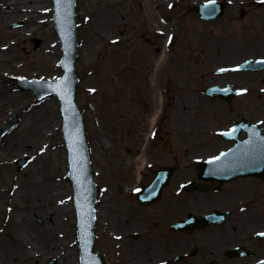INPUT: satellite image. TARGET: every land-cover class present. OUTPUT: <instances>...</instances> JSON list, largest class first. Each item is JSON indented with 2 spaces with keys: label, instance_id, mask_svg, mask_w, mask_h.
<instances>
[{
  "label": "rangeland",
  "instance_id": "obj_1",
  "mask_svg": "<svg viewBox=\"0 0 264 264\" xmlns=\"http://www.w3.org/2000/svg\"><path fill=\"white\" fill-rule=\"evenodd\" d=\"M48 1L49 5L46 8L50 9L45 14L46 21L43 27H48L53 37L55 53L50 57L49 63L54 67L56 77H58L61 74L58 65L61 51L51 21V0ZM84 1L75 0L78 42L75 61L78 76L76 102L83 116L86 141L91 153L95 181L98 185L97 238L94 248L101 254L106 242L109 246L113 245V238H107L110 234L104 232L106 229L103 223L106 216L104 209L115 210L112 206L113 200L127 196L123 192L119 193V185L125 183L129 186L135 182V174L131 172L128 165L132 164L133 156L145 150L158 154V157L165 156L166 158L168 150L200 149L202 142L197 140L199 134L193 124L202 118H208L214 119L218 122L216 126H219L234 116V113L228 114L225 106H222L218 99L206 98L202 91L203 86L229 83L233 87H245L247 80L252 76H255L252 78L255 83L260 80L261 74H258L257 78L256 74L250 75L245 71L220 75L214 71L217 67L261 55V47L264 45V29L258 28L260 23L256 15L260 9L264 10V6L261 7L251 0H218L226 3L223 15L215 20H203L191 10V5L207 0H162L158 6L153 5L150 0H139L140 5L126 7L129 20L135 16L137 21L139 18L145 20L149 17V13L153 14L158 22L166 23L168 27H171L165 32L167 38L172 35V42L167 45L150 43L148 39L142 37H138V40L131 38L126 43L112 42L111 39L114 40L119 36V25H117L112 26L113 28L110 26L109 38L105 41L96 40L95 47L87 49L81 28L83 18L81 8H85L82 7ZM90 1L91 3L85 9L88 13L89 10H94L93 14L97 9L104 10L103 6L94 9L101 0ZM103 1L111 3L113 10L117 9V4L120 2V0ZM108 10L106 9V12ZM241 11L244 12L243 16H240ZM15 23L19 25L14 26ZM191 25L197 26L196 29L200 33L211 36L222 34L224 39L221 41H215L213 38L201 39L198 42L189 41L190 31L187 27ZM8 28L22 29L24 23L21 19L13 20L8 24ZM28 31L29 29H26L16 42L11 43L5 50L6 54L14 56L15 60L21 62V68L16 70L12 78L0 76L1 85L13 84L17 89L18 85L14 79L21 75H29L27 66L34 64L45 54L44 36L38 31ZM245 32L250 35L257 34L259 39H254L255 41H252V38L243 39ZM34 38L40 40L37 48L32 42ZM51 60H55L56 63H52ZM159 62H161L160 70L158 69ZM19 92L26 94V104L36 102L29 91L24 92L19 89ZM2 95L3 92H0V97ZM49 100L57 104L55 99ZM245 101L244 96L234 99L233 103L235 109L238 108V115L247 116L243 106ZM54 111L59 120L58 109ZM13 112H0V117L4 115L0 125ZM157 112L159 114L156 115ZM20 120L17 116V125ZM44 141L50 142L52 146L56 144L60 151L64 152L59 125ZM209 141V145L215 149L225 146V143L216 135ZM20 156L23 155L17 154L13 157L9 155L11 172L9 173L10 184L7 186L10 189L14 184L25 181L29 176L27 168L32 163L31 160L23 170L16 169L15 160ZM65 169L56 172L54 180L59 183L60 192L57 196L61 199L60 206L62 205L66 211L59 216L66 221V230L56 227L54 231H50L52 234L44 233L45 227L55 222L54 212H51L47 218L36 212L30 215L36 229V237H33L32 244L33 242L36 244L34 248L39 252V256L34 261L35 264H47L50 260L58 264L55 256L48 252L44 253L50 251L58 239H63L64 244L73 252L75 251L76 260L74 262L73 259V262L79 264L71 190L64 178ZM106 202H109V205ZM1 219L2 213L0 212ZM132 244L131 240L128 241L129 246ZM109 259L113 262L114 258L110 255Z\"/></svg>",
  "mask_w": 264,
  "mask_h": 264
},
{
  "label": "bare ground",
  "instance_id": "obj_2",
  "mask_svg": "<svg viewBox=\"0 0 264 264\" xmlns=\"http://www.w3.org/2000/svg\"><path fill=\"white\" fill-rule=\"evenodd\" d=\"M251 1L261 7L264 6V0ZM150 2L158 6L162 0H150ZM90 3L91 1L85 0L82 5L85 8H81L82 37L87 49L95 47L96 40L105 41L109 38L110 26L117 25H119V36L116 41L119 42L126 43L131 38L138 40V37L146 38L150 43L169 42L165 38L164 31L170 30L171 27L158 22L153 14L149 13V17L145 20L139 18L137 21L136 16L129 20L126 7L140 5L139 0H120L116 10L111 8V3L101 0L94 9L103 6L109 10L106 12L105 8L101 11L97 9L95 14H93L94 10H89V13L85 11ZM47 5H49L48 0H0V76L13 77L16 70L21 68V62L15 60L14 56L6 54L5 50L11 43H15L26 29H29L28 32L38 31L45 38L43 43L45 54L34 64L27 66L29 75L26 76L30 78L37 75L42 78L55 76L54 67L49 63L50 57L55 53V45L51 31L48 27H43L46 21ZM256 16L260 23L258 28L263 30L264 10L260 9ZM17 19L23 21L24 28L18 30L8 28V24ZM190 30L189 41L224 39L222 34L211 36L200 33L192 27ZM258 37L257 34L250 35L246 32L242 36L243 39L252 38V41L259 39ZM51 62L55 63V60ZM160 64L161 62L158 64L159 70ZM0 92H3L0 97V112H17L21 119L20 123L4 137L2 146L0 145V212L2 213L0 264H35L34 261L39 256V252L34 248L36 244L34 242L32 244L33 237H36V229L31 213L36 212L47 218L51 212H54L55 222L45 227L46 234H52L50 231H54L56 227L66 230V221L59 217L66 211L62 205L60 206L61 199L57 196L60 192L59 183L54 180L56 172L65 168V152L62 153L56 144L52 146L50 142L44 141L59 125L54 111L58 109V105L51 100H45L30 106L26 104V94L17 91L13 85L4 86L0 83ZM3 118L4 115L0 117V121ZM17 154L28 155L32 163L27 168L28 178L14 184L10 189L7 186L10 184L9 173L11 172L9 155L13 157ZM6 211L8 213H4ZM56 241V245L44 253L48 252L55 256L58 264H74L75 251L68 248L63 239Z\"/></svg>",
  "mask_w": 264,
  "mask_h": 264
},
{
  "label": "flooded vegetation",
  "instance_id": "obj_3",
  "mask_svg": "<svg viewBox=\"0 0 264 264\" xmlns=\"http://www.w3.org/2000/svg\"><path fill=\"white\" fill-rule=\"evenodd\" d=\"M246 111L256 116L264 133V102L254 108L248 94ZM184 161L187 160L170 162ZM196 176L194 166L177 165L163 203L153 212L135 210V224L144 227V233H135L132 250L128 253L133 264H264V174L260 178L235 179L215 191L182 189L184 182ZM212 210L228 211V220L192 231L172 228L188 214L201 215ZM153 216L163 217L164 230H146L145 225Z\"/></svg>",
  "mask_w": 264,
  "mask_h": 264
},
{
  "label": "water",
  "instance_id": "obj_4",
  "mask_svg": "<svg viewBox=\"0 0 264 264\" xmlns=\"http://www.w3.org/2000/svg\"><path fill=\"white\" fill-rule=\"evenodd\" d=\"M211 6H215L213 5L212 3H207L205 4L204 7L208 8L209 9V12L212 13L210 16H217L220 14V11L216 9H213ZM216 7V6H215ZM217 91L221 92V91H224V90H220V89H217ZM67 93L70 95L71 92H70V88L68 89ZM220 94V93H218ZM221 96V95H220ZM71 105V96L69 98V104L66 102L65 100V105H64V113L66 115V117H70L71 116V112H69V106ZM68 123L70 124L71 123V120L70 118H68ZM1 131V130H0ZM75 151H76V159H75V162H76V166L74 167L73 165V169H71V177L74 179V180H79L80 178H82V173H80V176L78 177L76 175V173L78 172V168L82 169V166L81 167H78V161H79V157H78V153H77V148H75ZM230 159V158H229ZM234 159V158H233ZM232 159V160H233ZM23 161H19L18 162V165H20ZM220 164H223V162H221ZM260 173V170H257V169H249V168H241V169H236V170H228L226 172V174H228L226 177H222V178H232L234 176H237V175H244V174H257V173ZM85 176H87V180L88 182L90 181V177L88 175V171L86 169V172H85ZM164 182V178L161 179V180H158L156 182V185H155V188H157L153 193L152 191L148 194L150 197L151 196H155L156 193L158 192V190L160 189V187L162 186ZM79 213H80V220L81 221H84L85 222V218H87V216L89 215V209L87 207H85V205H81V209L79 210ZM81 248L85 254V256L87 257V261H86V264H90V244H89V240H85V234H82L81 235Z\"/></svg>",
  "mask_w": 264,
  "mask_h": 264
}]
</instances>
